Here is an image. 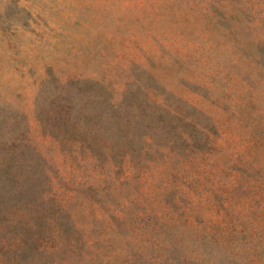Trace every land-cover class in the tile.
Segmentation results:
<instances>
[{
    "label": "rangeland",
    "instance_id": "1",
    "mask_svg": "<svg viewBox=\"0 0 264 264\" xmlns=\"http://www.w3.org/2000/svg\"><path fill=\"white\" fill-rule=\"evenodd\" d=\"M0 264H264V0H0Z\"/></svg>",
    "mask_w": 264,
    "mask_h": 264
}]
</instances>
